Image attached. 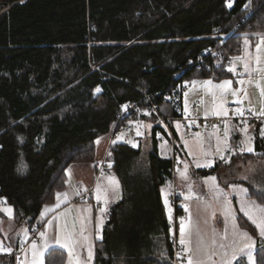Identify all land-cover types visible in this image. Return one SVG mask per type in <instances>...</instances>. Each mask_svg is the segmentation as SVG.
I'll use <instances>...</instances> for the list:
<instances>
[{
    "label": "trees",
    "instance_id": "16d2710c",
    "mask_svg": "<svg viewBox=\"0 0 264 264\" xmlns=\"http://www.w3.org/2000/svg\"><path fill=\"white\" fill-rule=\"evenodd\" d=\"M248 1L232 0L231 7L229 0L2 1L8 8L0 13V198L12 207L13 222L29 230L42 225V210L67 187L68 166L96 162L97 139L121 127L124 104L141 91L154 94L162 117H180L186 81L233 78L227 71L233 50L252 49L264 36V0H252V12ZM206 50L214 52L205 59L208 69L186 67ZM144 121L154 124L148 165L139 148L125 143L107 153L123 198L95 243L93 264H117L122 252L131 264H159L141 258L154 235L171 258V225L160 199L171 161L156 151L157 116L132 117V125ZM256 150L264 158V149ZM262 193L251 190L250 197L264 204ZM237 221L256 238L257 261L264 259L255 229L240 214ZM66 259L54 249L45 264Z\"/></svg>",
    "mask_w": 264,
    "mask_h": 264
},
{
    "label": "crops",
    "instance_id": "0c3cea01",
    "mask_svg": "<svg viewBox=\"0 0 264 264\" xmlns=\"http://www.w3.org/2000/svg\"><path fill=\"white\" fill-rule=\"evenodd\" d=\"M262 37L264 38V36ZM257 44L263 45L264 43L261 44L260 40H257L255 48ZM245 51L246 53L242 56L240 62L244 61L247 54H249L247 53V47L243 46V52ZM246 59L248 58L246 57ZM236 62L237 61H231L230 64L227 65V69L230 66L234 67L236 69V74H233L231 72L233 78L224 79L231 80L233 82V89H239L240 84L237 83V81H239L237 80V78H239L238 73L244 71L243 67L241 68L240 66H238ZM251 65L252 68L249 73L252 75L255 73V71L253 70L252 63ZM210 80L213 82V84H218L223 81H215L212 79ZM249 83H251L252 85V82ZM256 84L260 85V89L264 88V76H257ZM212 91L216 92L215 89H212ZM186 93L188 95L186 87L183 86L180 115L187 117L195 115L202 118H224L227 120L228 138L227 140H225V130L222 133L208 132L202 129H193L191 126H184L180 123L179 129H177L176 123L173 126V134L175 142L176 144H178L180 150L178 161H180L179 163L181 167L186 164L189 166L191 171V178H208L211 176L216 177L218 186L223 190V192H230L231 189H237V196L233 199L228 198L232 202L231 215L225 212L224 199L221 200L220 205H217L218 207L214 208L216 212L214 215H211V206L205 205L203 202H200V200L199 204L193 205L194 207L192 211H195V213L199 214V216L197 217L199 221L197 228H203L205 226L209 227L214 225V227L216 226L218 229L220 244L223 243L226 246H231L235 240L242 245L245 240L242 237L237 236L236 233L246 230L242 229L239 226L237 221L238 214H240L245 219V221H247V223L255 229L256 233L258 234L256 226L252 224V222L242 212L239 211V208L240 201L242 199L250 198L251 200H255L250 197L251 190L264 191V166L261 165L264 164V158L260 157V154H262L263 151L256 150L257 146L264 149V145L262 146V144H264V136H261L260 134V130L264 128V118H257L256 116L251 115L248 111L253 119L247 123L248 131L247 133H245L244 131L238 129V127L232 121L236 117V115L230 114L227 116H222L214 114V105H219L221 102H224L225 107L228 109L230 106L234 105L233 100L236 99V97H233L230 94L221 97L218 92L215 97L213 95L206 97L201 91L198 90H195L191 97L185 96ZM186 99L188 105L187 112L185 111ZM188 99L192 101L188 102ZM245 102L248 103V109L252 108L255 111H259L262 108L260 107L258 109L250 105L248 101ZM206 112L208 113L207 116H205ZM153 127L154 124L149 121L135 124L133 123V129L130 132H125L121 127H113L109 133L97 139L96 162L94 164L74 163L68 166L65 171L67 187L63 191L58 192L66 193L67 200L63 201L62 198V202L60 203V206L58 208H55L54 211H49L46 213V215L41 216L42 225L40 233L45 232L47 234L48 243L49 245H51V247H49L44 252V264L46 254L50 250L54 249L65 252L67 255L65 264H69V249L62 248L60 245L55 244V241L53 239L56 235L64 237L69 232L73 233L75 236V243L71 245V264H93L95 243L101 241L102 239L103 229L109 218L112 208H114L115 205L123 198L120 180L112 169L113 163L106 160L109 148L111 145L116 143H125L133 148H139L141 152L140 162L143 161L142 163L146 166L148 165L149 154L153 152V150H155ZM138 132L141 134L138 135ZM197 133H199V137L196 136ZM249 137L251 139H249ZM218 138L220 148L219 152L216 151ZM165 140V145H163V143H161L159 146L156 145V151L161 158L170 160L172 157L170 141L168 138H165ZM184 140L188 141L187 148L184 145ZM256 140H258L257 144ZM113 141H115V143H113ZM225 144H227L228 146L227 149L225 148ZM244 144H246V146L250 144L254 151H241V148L244 147ZM167 148L169 149L168 152L165 151ZM208 148L212 149L211 157L207 155ZM189 151H191L194 155H189ZM221 155L225 156V158L228 160L227 163L225 162V160L220 159ZM209 161L214 162V166L212 168L205 169L196 167L197 163L203 164L204 162ZM109 164H111V167H109ZM101 165H103L102 169H100L99 167ZM110 177H115V180L119 182L118 187H116L114 183L110 182ZM254 177L255 179L253 180ZM257 178H260V180ZM187 180V174L186 177H183L180 173L178 174L177 172L174 179H169L160 188V199L165 217L169 225H171V221L174 218L175 212L174 205L171 200L174 190H176L177 194L179 195L177 207L184 214H186L183 203L185 202L184 196L189 191ZM76 185H79L81 187L82 192L90 193L85 198H82L80 196V192L79 195H77L78 191L75 188ZM166 185L168 186V205L165 204L163 193L161 191V189L166 187ZM97 186H99L101 190L99 201L96 199ZM169 187H171V190H169ZM240 189H247V195L240 192ZM199 190L201 193H203V186L199 188ZM56 202L57 199L55 196L54 202L47 206L52 208L56 205ZM104 205L106 206L107 211L105 214H102L101 211ZM9 207L12 209V207L7 205L6 203H0V209ZM43 211L44 209L42 210V212ZM232 215L235 216V221L232 220ZM54 217H59V219H54ZM49 221H51V223H49ZM234 223L238 227L234 228ZM225 229L227 230V239H222L225 234ZM28 231V243L30 241L37 242V247L43 248L45 241L44 238L40 236V233L37 239H33L30 235L31 230ZM21 232L22 226H17L13 222V209L11 215L0 210V240L6 242L7 239L10 238L11 244V247L9 249L10 251L0 250V264H18L21 260V257H19L17 261H14L9 256L11 252L18 250L22 253V264H32V250H29L28 246L26 245L22 247V245H20L18 242L19 233ZM223 250H227L229 252V255H231L230 247H226V249ZM89 252H91L92 254L91 260L88 259ZM144 255L145 256L141 258L152 259L159 264H171L170 251L168 249V246L166 245L165 240H163V238L159 235L152 236L151 245L147 248ZM129 259L130 258L126 256L124 252H122L121 258L117 261V264H131ZM184 264H187L186 260ZM232 264H247L246 258H244L243 260H235L232 262Z\"/></svg>",
    "mask_w": 264,
    "mask_h": 264
},
{
    "label": "snow or ice",
    "instance_id": "6c2138e0",
    "mask_svg": "<svg viewBox=\"0 0 264 264\" xmlns=\"http://www.w3.org/2000/svg\"><path fill=\"white\" fill-rule=\"evenodd\" d=\"M229 7H231V0H229ZM245 7L247 8L248 5H245ZM247 38H245V44H247ZM261 43H264V38L261 39ZM256 49L257 52L259 53L260 49H261V45L257 44L256 45ZM236 59H241L240 57H237ZM256 61H257V65H259V61H260V57L259 55L256 57ZM244 69L245 72H248L249 70V64L247 62H245L244 64ZM227 71L232 72L233 74H236V69L234 67H229L227 69ZM256 71H260V72H264V69H260L259 67H257ZM193 84L198 83L197 81H192ZM204 86L207 87L209 94L213 95L214 97L216 96L217 92L219 93V95L221 97H224L226 95H231L233 97H236V99L233 100V103L237 105V107L234 109V115L236 116H240L243 117L244 116V109L240 107V105L243 103V100H241L239 98V92L243 91V89H233L232 84L233 82L231 80H223L222 82L218 83V84H213V82L211 80L208 81H203L202 82ZM237 83L243 85L245 83L244 80H239L237 81ZM257 87H260L259 84L256 85ZM212 89H215L216 92H213ZM97 92L100 91L99 88L96 89ZM260 93L261 96H264V88L260 89ZM185 96H187V93L185 94ZM245 99H247V93H245ZM187 99L185 100V111L187 112ZM215 107V112L214 114L216 115H222V116H227L228 115V109L225 107L224 102H221L219 105H214ZM248 111L250 112L251 115L256 116L257 118H264V107H262L259 111H255L252 108H249ZM208 113H205V116H207ZM193 123H195V121H193ZM243 123L245 124V128L243 129V131L245 133H247L248 131V126H247V121H243ZM180 124L177 123V129H179ZM214 128L217 126H213ZM138 135H140L141 133H137ZM260 134L261 136H264V128H262L260 130ZM197 137H199V133L196 134ZM228 138V125L227 123H225V140H227ZM119 139V137H118ZM183 139V137H182ZM249 139H251L249 137ZM184 145L187 148L188 147V141L184 140ZM113 143H115V141H113ZM225 148L227 149L228 146L227 144H225ZM230 150V149H229ZM217 152L220 151L219 148V138H218V144H217ZM241 151H247V152H253L254 149L251 147V145L249 144L246 147L241 148ZM110 154V153H109ZM189 155H194L191 151H189ZM220 159L225 160V162L227 163L228 160L225 158L224 155L220 156ZM214 166V162L209 161L205 164H200L197 163L196 167H213ZM25 166H21L20 169H18V171H23ZM109 167H111V164H109ZM181 176L186 177L187 174V166H185V169L183 172L180 173ZM208 180H211L213 182V185L215 186V191L217 194H222L224 196V201H225V212L229 215H231L232 213V208H231V201L228 199L227 197V193H223L222 189H219V186L215 184L216 182V177L212 176V177H208ZM111 183H114L116 187L119 186V182L115 180V177H110L109 178ZM205 183H207V180L205 181ZM235 187V186H233ZM100 188L99 186H97V195H96V199L99 201L100 200ZM162 193H164V189H161ZM247 189H240V192L244 193L245 195H247ZM189 192L191 193V185H189ZM77 195H79V192H77ZM262 195H264V193H262ZM62 198L63 201L67 200V194L66 193H56V205L52 208L45 206L44 211L41 213V216L46 215L47 212L49 211H54L55 208H58L60 206V203L62 202ZM191 198L190 195H185V199H189ZM165 204H168V200H167V194H165ZM0 203H6V198H0ZM4 212H6L7 214L11 215L12 213V209L9 208H4V209H0ZM185 210L187 211V207L185 206ZM239 211L242 212L251 222L252 224H254L256 226V229L258 230V234H259V238L261 241V251L264 252V204H258L255 200H251L249 199H242L240 201V208ZM232 220L235 221V216L232 215L231 216ZM54 219H59V217H54ZM49 223H51V221H49ZM233 227L236 228L238 227L237 225H235V223L233 224ZM180 240L179 243L181 245L182 248V252L184 253V255H182L181 253H177V257L178 259L181 260H186L187 264H202V261L196 260L194 259L193 255H192V251L193 249L191 248V240L186 239V228H185V224H184V220L183 218L181 219V224H180ZM82 234V232H81ZM237 236L242 237L245 242L241 245L239 244L237 241L234 240L233 244L231 246H226L223 243H221L219 245V247L221 249H226V247H230L231 250V255H229V252L227 250H225L223 253H221L222 256V262L221 264H232L233 261L235 260H243L244 258H246V262L247 264H264V259L257 261L255 252H256V238L252 235H250L247 231H242V232H238L236 233ZM40 236L42 238H44V245L43 248H38L37 245L35 243L32 244V255H33V261L32 264H44V260H43V256H44V252L51 247V245H49L48 240H47V234L45 232H41ZM55 244L60 245L62 248H68L69 249V264H71V256H72V247L71 245H73L75 243V236L73 233L69 232L66 236L61 237L60 235H56L54 238ZM222 239H227V230L225 229V234L222 237ZM203 242L201 241V244ZM213 244H215V240L213 241ZM3 250V249H0ZM10 251V250H9ZM212 255H216L215 252L212 253ZM92 258V254L91 252H89V257L88 259L91 260ZM213 264H215V262H213Z\"/></svg>",
    "mask_w": 264,
    "mask_h": 264
},
{
    "label": "rangeland",
    "instance_id": "374dc122",
    "mask_svg": "<svg viewBox=\"0 0 264 264\" xmlns=\"http://www.w3.org/2000/svg\"><path fill=\"white\" fill-rule=\"evenodd\" d=\"M262 38L263 37L261 36L258 40H260V42H261ZM245 53H246V51L243 52V55H245ZM247 53H249L246 56L248 59H246V57H245V60L248 61L247 63L249 64L248 72H245V69H244V64L246 62L245 60L241 61V62L240 61L236 62L238 64V66H240L241 68L243 67V69H244V71H242L241 73H238L239 78H237V80H244L245 81V83L243 85H241V84L239 85V89L242 88L243 91L239 92V94H238L239 98L243 100V103L240 105V107L243 108L245 111H248V103H246L245 101H248L250 103V105H252L258 109L260 107H264V96H261L260 87L256 86L257 85L256 84L257 76H264V72L256 71L257 67H259L260 69H264V44L261 45V49H260L259 53L257 52L255 45H254V47H252V49L250 46H248L247 47ZM258 55L260 57L259 65H257V61H256V57ZM251 63L253 64V70L255 71V73L252 75L249 73V71L252 68ZM208 80H210V79H198L197 78L194 80L192 79V80L186 81L184 83V87H186V91H188L187 97H191L192 94L195 92V90L201 91L206 97L211 96V94H209V92H208L207 87L204 86L202 83L203 81H208ZM247 80H250V81H247ZM192 81H197L198 83L193 84ZM249 82H252V85ZM245 93H247V100H245ZM190 101H192V100L188 99V102H190ZM236 107H237L236 104H234L233 106H230L228 108V110H229L228 115H230V114L234 115V109ZM236 117H238V116H236ZM244 127L245 126L238 128V129L243 131ZM165 142H166L165 138L164 139L162 138L163 145L166 144ZM244 147H246V144H244ZM165 151L168 152L169 149L167 148ZM211 154H212V149L208 148L207 149V155L209 157H211ZM142 162H141V164L144 165ZM205 163H207V162H204L203 164H205ZM261 165L264 166V164H261ZM185 166H187V176H188L187 183H188V186L191 185V193L188 191V193L185 194V195H190L191 198L185 199V196H184L185 202L183 203L184 210H185V206L187 207V211L185 210L187 220L184 221L185 228H186V239L190 238V240H191V248L193 249L194 259L202 261V264H213V262H215V264H221V262H222L221 253H223L224 250L219 247V245H220L219 238L220 237H219L217 227L216 226L214 227V225H212L209 227L205 226L203 228H201V227L197 228L198 222H199L197 217L199 216V214L195 213V211L193 212L192 209L194 207L193 205L199 204V200H200V202H203L205 205L211 206V208H212L211 209V211H212L211 215H214L216 213L214 208L218 207L217 205L221 204V200L224 199V196L222 194L216 193L215 186L213 185V182L211 180H208L206 177H203V178L192 177L191 178V176H190L191 171H190V168L187 164L184 165L183 167H181L180 169L178 168V170H177L178 174L184 171ZM200 168L209 169L212 167H200ZM254 179H255V177L253 178V180ZM257 179L260 180V178H257ZM206 180H207V183H205ZM215 184L218 185L217 178H216ZM202 186L204 188L203 193H201L199 190V188H201ZM162 189H164L163 199L165 201V194H167V198H168V186L166 185V187H164ZM169 190H171V187H169ZM236 191H237V189H231L230 192H223V193H227V197L233 199L234 197L237 196ZM106 211H107V208L104 205L102 207L101 213L105 214ZM173 222H174V218L171 221V229H173V227H174ZM180 224H181V219L178 218L177 219L178 241L180 240V232H179ZM28 230L29 229L27 227L22 226V232L19 233L18 242L20 245H22V247L24 245H26V246H28L29 250H32V247H31L32 244L35 243L37 245V242L30 241L28 243V240H29V235H28L29 231ZM214 240H215V244H213ZM201 241L203 242L202 244H201ZM10 247H11L10 238L7 239L6 242H3L2 240H0V249H3L4 251H8L10 249ZM213 252H215L216 255H212ZM182 255H184L183 252H182ZM20 257H21V260L18 264H22V253H21Z\"/></svg>",
    "mask_w": 264,
    "mask_h": 264
},
{
    "label": "built area",
    "instance_id": "2783aa9c",
    "mask_svg": "<svg viewBox=\"0 0 264 264\" xmlns=\"http://www.w3.org/2000/svg\"><path fill=\"white\" fill-rule=\"evenodd\" d=\"M0 0V13L5 11L8 6L3 3ZM232 1V0H231ZM251 2L252 0H249L245 5H248L246 8L249 10V12H252V7H251ZM95 31V29H93ZM232 35H237L236 33H233ZM94 45L93 38H89L88 46L91 47ZM213 51L211 50H206L198 59L197 61L190 63L187 68L190 66H196L198 68L203 67L204 69H208L209 66L205 63V59L208 56L213 55ZM233 53L229 59L231 61H240L243 56V47H237L236 49L233 50ZM237 57H240L241 59H236ZM183 68L180 70V72L177 75H180L183 73V71L186 69ZM141 98L137 101H129L124 104L122 112L119 115V120L121 122V128L125 132H130L133 129L132 125V117H140L142 115H149V114H155L158 118V129H156L154 133V137L156 140V145L159 146L162 143V138H168L170 141V148H171V154L172 157L170 159L171 161V178L174 179L177 174L178 168H181V165L178 161V156L179 152L177 149V144L174 139V134H173V126L176 123H180L184 126H191L193 129H202L206 130L208 132H216V133H222L225 130V123H227V120L224 118H219V117H212V118H202L198 116H180V117H162L159 112H158V106L154 102V94L148 93L141 91ZM253 118L249 114L248 111H244V116L243 117H236L232 121L234 124L238 127L241 128L245 126L243 121H251ZM195 121V123H193ZM217 127H213V126ZM100 169L103 168V165L99 166ZM76 190L80 192V196L82 198H85L90 192H82L81 187L79 185L75 186ZM172 203L174 205V227L171 229L170 232V237H169V242L171 246V264H184L185 260L178 259L177 253L182 254V248L181 245L178 241V233H177V219H182L185 221L187 220L186 214H184L181 210L178 209L177 207V202L179 200V195L177 194V191L174 190L172 197H171ZM41 231V226H33L30 231V235L33 239H37L39 237V233ZM21 252L19 251H14L11 252L9 255L14 261H17L20 257Z\"/></svg>",
    "mask_w": 264,
    "mask_h": 264
},
{
    "label": "water",
    "instance_id": "95a60500",
    "mask_svg": "<svg viewBox=\"0 0 264 264\" xmlns=\"http://www.w3.org/2000/svg\"><path fill=\"white\" fill-rule=\"evenodd\" d=\"M15 1H16V3H21V2H23L25 0H15Z\"/></svg>",
    "mask_w": 264,
    "mask_h": 264
}]
</instances>
